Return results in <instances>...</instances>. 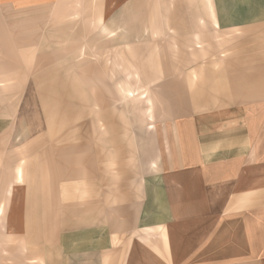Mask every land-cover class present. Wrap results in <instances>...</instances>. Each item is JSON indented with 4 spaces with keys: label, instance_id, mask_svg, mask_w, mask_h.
<instances>
[{
    "label": "rangeland",
    "instance_id": "1",
    "mask_svg": "<svg viewBox=\"0 0 264 264\" xmlns=\"http://www.w3.org/2000/svg\"><path fill=\"white\" fill-rule=\"evenodd\" d=\"M94 6L0 7V212H25L21 253L127 230L150 198L160 215L173 124L264 101V25L216 29L209 0H133L106 28Z\"/></svg>",
    "mask_w": 264,
    "mask_h": 264
},
{
    "label": "crops",
    "instance_id": "2",
    "mask_svg": "<svg viewBox=\"0 0 264 264\" xmlns=\"http://www.w3.org/2000/svg\"><path fill=\"white\" fill-rule=\"evenodd\" d=\"M60 1L0 0V7L26 11ZM79 1L95 5L109 28L133 0ZM209 10L216 29L264 25V0H209ZM5 119L0 110V134ZM218 120L196 114L173 124L160 158V215L150 198L127 230L71 229L66 247L43 251L39 244L21 253L11 242L28 218L18 206L3 207L0 264H264V101Z\"/></svg>",
    "mask_w": 264,
    "mask_h": 264
}]
</instances>
